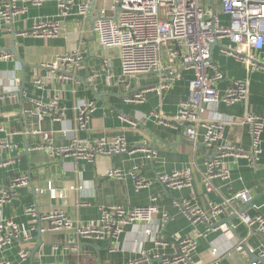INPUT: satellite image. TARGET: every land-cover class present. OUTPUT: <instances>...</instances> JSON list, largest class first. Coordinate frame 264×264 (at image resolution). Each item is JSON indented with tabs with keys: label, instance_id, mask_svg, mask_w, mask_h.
Returning a JSON list of instances; mask_svg holds the SVG:
<instances>
[{
	"label": "crops",
	"instance_id": "1",
	"mask_svg": "<svg viewBox=\"0 0 264 264\" xmlns=\"http://www.w3.org/2000/svg\"><path fill=\"white\" fill-rule=\"evenodd\" d=\"M11 1L18 6L26 4L25 0ZM111 3L112 0H93L91 4L94 6L86 22L76 15L74 7L71 16L61 19V35L54 39L31 38L20 33L31 29L35 21L57 20L55 0H46L39 7L27 5V11L15 18L11 26L0 21V54L10 53L12 56L0 61V91L3 95L0 125L7 132L3 137L10 135L16 146L12 153L3 151L0 155L3 161L8 157L13 160L0 168V197L13 176L25 175L29 180L27 187L16 190L9 203L0 202V211L3 217L18 225L21 236L27 234L32 237L28 242L14 241L5 251H0V259L4 258L10 264H123L136 259L142 250L173 255L177 252L175 239L188 237L196 239V249L192 254L194 264H250L256 261V253L264 245V238L250 232L236 214L218 215L214 227L209 228L204 223H191L173 202L188 200L208 213L210 204H221L232 195L247 190L251 195L250 202L233 201L230 210L250 216L264 214V129L261 152L255 165H250L245 158L226 157L223 161L229 169V179H212V191L206 192L201 176L205 159L213 156L221 143L249 151L247 126L239 123L226 126L222 140L211 147L203 145L204 131L200 129L196 151L192 155L182 151L186 142L181 128L158 124L151 116L152 113H160L173 118L177 115L179 103L188 98L192 73L182 69L178 59L175 68L179 79L169 83L165 90L148 91L143 103L127 102L128 96L145 88L157 87L166 79L152 73L121 77L117 52L100 47L92 31L98 10L105 9L108 15H114L110 10ZM219 17L223 23L228 20L220 12ZM75 35L80 39V45L73 44ZM228 43L227 40L219 41L211 51V61L223 75L216 88L222 93L231 82L246 81L249 94L246 102L219 104L217 112L235 120H240L246 113L264 117V72H248L241 63L223 55L220 47ZM77 45L82 56L79 65L49 73L45 66ZM104 60H108L109 66ZM162 61L166 62L165 54ZM34 79L42 81L41 87L35 86ZM55 95L59 96L60 107L64 109L58 121H54L49 113L39 115L34 106L36 101L49 103ZM81 102H93L95 110L90 115L87 129L78 132L75 108ZM120 115H125L134 125L121 121ZM44 133L51 134L50 146L46 144ZM118 135L124 136L130 146L146 143L155 152V159H147L144 153L135 152L96 155L89 161L58 156L55 152L68 147L74 136L92 144L100 137ZM133 166H138L141 176L150 181L139 191L134 189L133 180L128 175ZM110 169H119L125 175L122 179L109 178L106 172ZM182 169H187L191 175L190 188L171 190L155 178L157 174ZM49 189L61 197L52 198ZM154 196L160 211L171 218L163 224L158 214L151 224L161 244L147 238L141 224L125 225L122 232L111 240L93 241L79 239L68 232H41L45 223L29 215L31 208L40 215L59 209L72 221L87 223L100 219L101 207H143L149 205ZM69 240L77 243L76 252L64 248ZM240 240L254 250V255L245 257L233 250L235 242ZM20 249L26 250L25 261L18 257ZM213 249L217 250L216 255L212 254Z\"/></svg>",
	"mask_w": 264,
	"mask_h": 264
},
{
	"label": "built area",
	"instance_id": "2",
	"mask_svg": "<svg viewBox=\"0 0 264 264\" xmlns=\"http://www.w3.org/2000/svg\"><path fill=\"white\" fill-rule=\"evenodd\" d=\"M93 0H55L58 8L57 20L35 21L28 31L20 33L37 39H54L61 35V19L71 16V11L76 7V15L86 22ZM46 0H25V5L18 6L11 0L0 2V21L6 26H11L13 20L27 11V5L39 7ZM110 16L105 9L96 12V18L92 22V31L97 36V42L105 51H116L119 57V67L122 78L135 77L146 74L164 76L166 81H160L157 87H149L131 96L126 101L140 104L145 100L148 91H161L169 87V83L179 79L180 75L175 68L176 59L184 70L192 73L189 81V95L178 106L177 115L167 118L160 113H152L158 124L178 128L182 130L186 142L187 155H192L198 146V131L202 129V143L207 147L222 140L226 126L236 123L247 126L250 136V150L244 151L239 147L221 143L215 150V154L204 161L205 169L202 172V183L206 192L212 191L211 181L214 178L228 180L230 173L225 166L226 157L245 158L250 165H255L261 152V134L264 129V117L255 113H246L240 120L217 112L219 104L232 105L238 102H246L248 98V83L246 81H234L220 93L216 85L223 79V75L211 61V47L219 41L227 40L229 43L220 47L223 55L235 59L241 63L246 71L264 72V0H112ZM219 12L228 18L223 23ZM82 34V32H81ZM73 44L80 45L77 35L72 38ZM71 49L67 53L57 56L55 60L46 65L49 73L55 74L62 69L77 67L82 60L78 48ZM165 54L166 62L162 56ZM10 53L0 54V61L11 58ZM104 63L109 66L108 60ZM163 78V77H162ZM66 79V78H65ZM74 82L77 83L75 79ZM33 83L41 87L42 81L34 79ZM3 99L0 91V102ZM39 115L49 113L53 120L58 121L64 113L60 107L59 96L55 95L47 104L34 102ZM95 110L93 102H81L77 104L76 123L77 131H85L89 124L90 115ZM120 120L134 125L125 115H120ZM0 125V155L3 151L12 153L16 146L11 142L10 135ZM46 144L51 145V134L44 133ZM56 155L86 159L91 161L96 155L112 156L115 154H133L142 152L147 159L154 160L155 152L146 143L130 146L122 135L112 138L100 137L92 144L85 139L74 136L68 147L55 151ZM8 157L2 160L0 156V168L12 163ZM124 173L119 169H110L106 176L112 179H122ZM128 175L132 178L134 189L139 191L146 188L150 181L140 174V168L133 166ZM156 180L164 187L171 190H180L191 187V175L187 169L173 171L169 174H157ZM28 177L15 175L9 185L1 193V203H9L20 187H27ZM74 187H70L73 189ZM50 196L56 198V193L49 189ZM251 195L247 190L240 191L221 204H210L209 212L205 213L199 207L188 200L174 201V205L193 224L204 223L213 228L214 220L222 213L236 214L240 221L250 232L264 238V214L256 213L250 216L245 212H232L229 206L233 201L248 203ZM157 197L151 198V203L143 207L125 209L123 207H101L100 219L81 223L72 221L62 210L56 209L40 215L35 208L29 210V215L44 222L41 232H68L73 233L79 239L86 240H111L122 232L125 225H143V234L152 239L155 244H161L158 236L151 229L154 217L160 214L161 222L167 223L171 218L164 211H160L156 204ZM228 231V230H227ZM199 234L198 236H202ZM30 235L21 236L18 225L10 219L3 217L0 211V251H5L14 241L20 239L28 242ZM177 252L173 255H163L148 251H140L139 256L123 264H194L192 254L196 249L195 238H176ZM58 247H54L57 249ZM64 248L76 252L77 243L69 240ZM110 250H114L110 247ZM233 250L245 257L254 255V250L246 247L243 240L236 241ZM216 255L217 250L213 249ZM18 257L25 261L26 250L20 249ZM257 260L250 264H264V245L256 253ZM0 264H10L2 258ZM60 264V263H58ZM216 264V263H210Z\"/></svg>",
	"mask_w": 264,
	"mask_h": 264
},
{
	"label": "water",
	"instance_id": "3",
	"mask_svg": "<svg viewBox=\"0 0 264 264\" xmlns=\"http://www.w3.org/2000/svg\"><path fill=\"white\" fill-rule=\"evenodd\" d=\"M93 6H94V4H91V6H90L91 11H92V9H93ZM215 45H217V44H214V45L211 47V50L213 49V47H214Z\"/></svg>",
	"mask_w": 264,
	"mask_h": 264
}]
</instances>
